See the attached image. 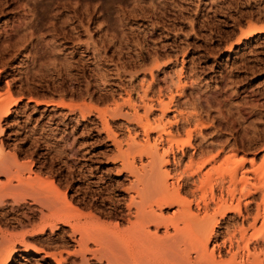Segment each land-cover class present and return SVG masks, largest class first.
<instances>
[{"label":"rangeland","instance_id":"374dc122","mask_svg":"<svg viewBox=\"0 0 264 264\" xmlns=\"http://www.w3.org/2000/svg\"><path fill=\"white\" fill-rule=\"evenodd\" d=\"M259 29L264 30V0H0V164L5 167L0 166V252L7 256L11 250L2 233L14 242L11 256L0 264H59L54 254L62 255V264H82L69 254L77 249L72 224L99 223L109 232L129 226L136 211L128 207L136 196V172L151 166L141 151L148 139L141 126L145 100L151 111L156 108L148 114L154 126L158 118L170 126L167 122L180 117L182 127V117L196 113L209 123L202 134H193L190 145L184 144L188 125L174 132L172 146L154 130L150 142L159 139L171 182L181 184V196L195 199L193 211L203 214L209 203L217 222L210 250L218 240L223 257L230 258V243L222 242L247 228L253 237L245 252L248 264H264L263 216L255 229L251 226L260 206L263 212L261 187L253 191L264 177V32L257 34ZM159 96L173 110L164 117ZM205 145L213 148L198 152ZM217 149L223 150L217 163L183 174L193 156L206 160ZM233 153L248 158L239 169L248 189L236 192L248 219L233 211L221 215L225 201L240 204L230 196L233 166L225 162ZM221 162L224 168H211ZM206 172L213 176L212 187L199 191ZM7 173L13 174L12 185ZM18 178L33 183L19 185ZM250 189L253 196L246 195ZM62 194L72 202L75 219L32 233ZM176 209L163 212L169 216ZM128 241L137 255L136 241ZM104 258L88 255L87 263L110 264Z\"/></svg>","mask_w":264,"mask_h":264},{"label":"bare ground","instance_id":"6f19581e","mask_svg":"<svg viewBox=\"0 0 264 264\" xmlns=\"http://www.w3.org/2000/svg\"><path fill=\"white\" fill-rule=\"evenodd\" d=\"M253 32L255 33V31H253ZM256 32H257V30H256ZM262 32H264V30L259 29L257 34L262 33ZM157 59L159 60V58H157ZM156 64H160V62H158ZM156 67H157V65H156ZM151 74L153 75V72H151ZM159 95H161V94H159ZM5 96L7 97V100H11L12 96L10 94L8 96L7 95H5ZM144 97H146V96H144ZM160 97L161 96H159L158 98H159V103L161 106L160 107L161 112L163 114V116H160V117H164V114L167 113V111H169L171 109V106H170V103H167V102H165V100H163L164 98L160 99ZM152 100L153 99H151L150 102H152L154 104L155 99L153 101ZM147 101L149 102V99ZM172 101H173V99L172 100L170 99V102H172ZM143 102H145L144 111H145L146 115H144L145 117H141L142 118L141 119L142 120L141 126H142V129L144 130L146 136L148 137V139H147V143L143 145L141 151L143 150V152L146 153V156L150 158L151 166L146 165V166H150V168L147 167L148 169L145 170L146 166L144 165L145 167L143 166V169H141L140 172L139 171L136 172L137 180L135 181V183L133 182V186H132L134 191H135L134 193L136 194V196L134 198H132V201L128 206L129 211L131 210L132 206H134L136 209L135 215L133 216L134 219L129 220V226L128 227L121 228V229L113 231V232H109L108 229H104L103 227H101V228H103L101 231L99 229V223H96L92 227H89V225L85 226L87 223L83 224V223H80V221L78 220L76 223L71 225L72 230H73L72 235L74 236L73 238L76 240L77 249L75 250V252L69 253V254L70 255L72 254L74 256V258L76 257L78 260L80 259L82 264L83 263L88 264L87 263L88 262V255H91L94 258L98 257V259L99 258L102 259V257L103 258L105 257L108 259V262L110 264H248L249 255L246 258L247 254L245 252H246V250L247 251L249 250V241H251L253 237L252 238L249 237V235L247 234L248 233L247 228H241V230L238 231L239 236H238V234H233L234 236H232L231 238L226 239L225 241L222 242L223 246H226L227 242L230 243V245H229L230 249L227 251V253L229 252L231 255L230 258L225 259L226 257L225 258L223 257L224 255L222 254V252H220L222 245H221V243L219 244L218 240H216V239H215L216 241H214V246H213L212 250H210V244H212L211 241L213 240V236H214L213 234L215 232L214 230H215L217 222L214 223V221L212 220L214 218V216L209 213V203L205 202V208H204L203 214L201 212L195 213L193 211V204H194L195 199L191 200V199L184 198L183 196H181V188H182L181 184H180V186L178 185V187H176L174 182H171V180H173L174 177L172 176V174L169 171H167L165 169V165L170 163V161H169V159H167L165 157L164 153L162 154L158 149L159 146L157 143H158L159 139H161V141L167 140L168 143L172 146V143L175 139V137H174L175 133L174 132L179 134V131L181 130V128H184L187 125H188L187 128L188 127L190 128L187 131V136H189V138L187 140H185L184 144L190 145L192 138H194L193 134H195V135L197 134V136H198V133L202 134L205 129L209 128V125H208L209 123L207 124L205 122V120H203V116H201L200 113L199 114L196 113L194 115L196 118L193 115H192L193 117H191V115H189L187 117H182L183 118L182 120L184 123V124L182 123L183 124L182 127L180 124V119H181L180 117L179 118L176 117L178 119V120H176V122H174V120L172 122H171V120H170V122H167V123H170L169 124L170 126L166 125L165 122H164L165 124H163L164 120H162L161 118H158V120L155 119L156 121H154V122H156L155 123L156 126H154V123H152L153 121L150 120V118L148 117L149 116L148 114L151 113L156 108L154 107V109L151 111L152 106L147 105L146 100ZM176 113H177V111H176ZM176 113H174V115ZM181 114L182 113H180L178 115L182 116L183 114L182 115ZM183 116H185V115H183ZM143 118L145 119L144 121H143ZM193 120L195 121V125H194V128H191L190 126L193 125V122H194ZM151 130L156 131L158 134V137H159V139L157 140V142L155 144L154 143L152 144L150 142L151 139L149 137V132ZM217 132H220V131L218 130ZM204 139H206V138H204ZM211 146H212V144H211ZM211 146L210 145L209 146L205 145V147L201 146L200 148H198L199 151L198 150H196V151L194 150V151H195V153L197 151L200 153H203L205 151V149L208 150V149L213 148ZM195 148H196V146H195ZM217 150H219V149H217ZM137 151H138V148H137ZM222 152H223V150H219V152H217V154L213 155L211 158H209V159L206 158V160H201L199 162H197L195 159L196 155L193 156L191 158L190 163L188 164L187 168L185 167L186 169L184 168V170L182 171L183 174L191 172L192 173L191 175H193V173L195 171L197 172V171L201 170L204 166H207L208 164L211 165L213 163H217L219 161V159H221V157H222V155H221ZM125 156H127V154L124 155V157ZM237 156H238L237 153H233L232 155L229 154V156H227L225 158V162H227L229 164V166H233L232 167V175L233 176L231 177L233 189H231V195H230V196H232L233 199H235L236 196L239 195V194L236 195L237 194L236 192H238V191H240L241 194L242 193L245 194V192H244V191H246L245 187L248 185V184L247 185L244 184V181L247 177L244 178V177H240V175H239V169L241 168V166L244 164V162L248 158H244V157L238 158ZM251 161H253V159H251ZM222 162L217 168H216V166L215 167L213 166L211 168H213L214 171L216 169H219L220 167L224 168L223 167L224 162L223 163ZM1 163L3 164V162H1ZM227 163L225 164V170L228 169ZM128 164H130L131 165L130 167L132 169H134L133 171H137V169L135 170V168H133L135 166H132L133 165L132 163H128ZM0 166L2 169H5V167L3 168V166L1 164H0ZM195 167H197L196 170H194ZM213 170H212V172H213ZM196 172H195V174H196ZM210 173L211 172H206L203 175L204 178H202L200 180L199 186L197 185L198 186L197 189H199V191L204 190L205 188H207L208 185H211V187H212L213 176ZM226 174H227V172H226ZM180 175H182V174H180ZM12 176H13V174L7 173V178H8L7 184L8 185H12V181H13ZM19 176H21V175H19ZM180 178H182V176H180ZM18 179H19L18 184L19 185L22 184L23 186H25L24 184H26V182L23 183L22 178H18ZM34 179H36V178H34ZM239 183H241L240 185H242V186H239ZM29 184L27 183L26 185H29ZM1 185H2V183H0V186ZM32 185H30V187H32ZM238 186L240 187L239 189H238ZM258 186L256 187V190H255V188L254 189L252 188V189H253V191L256 192L257 189H260V187H261L262 194H263V212H261V209H260L261 206L260 207L258 206L259 208H258V211L256 213L257 216H255L253 218L254 221L251 223V226L254 229H255V225H256L257 221L260 219V217L263 216V218H264V177H262V182H261L260 186L259 187ZM26 188H27V186H26ZM250 191H251V189L247 191L246 195H252L251 193L253 191H251V192ZM48 192L51 193L50 191H48ZM59 192H60V190H59ZM191 192H193V191H191ZM255 192H253V193L255 194ZM45 194H46V192H45ZM192 194H194V193H192ZM203 195H202V197L204 199L205 195L204 196ZM49 197H50V195H49ZM61 197H62L61 200H60V196L57 198V200H60V201H58V203L56 201L52 203L53 209L55 211L51 210L48 215L44 216L42 218V222H43L42 224L34 225L32 227L33 231L31 229L32 233H34V234L44 233L47 228H51V230H54L57 226V223H59L61 221L62 222L64 221V223H65V221H69L68 223H70L72 221V219H75V217L73 218V216H70V213L73 211L72 209L74 208V206L72 205V202H70L68 200L69 197L67 198L66 194H62ZM232 198H230V200H232ZM50 199H51V197H50ZM49 201L51 202V200H49ZM197 201H199V200H197ZM237 201L240 204L239 205L237 204L236 206H233V203L231 205H228V203H226V201H225L226 206H225L224 210L221 212V215H223V217H224L228 211L229 212L233 211L234 213H237L238 216L240 215V216L245 217L244 214H242V211L240 208L241 207L240 206L241 200L239 201L237 199ZM1 203H3V202H1ZM199 205H200V203L198 204V207H199ZM171 206H177V209L171 215L166 216L163 212V209L166 207H171ZM156 208H158L157 210H159V211H157ZM216 212L217 211H215V213ZM219 214H220V212H219ZM214 215H216V214H214ZM248 215H250V214H248ZM248 217L247 218L245 217V218L248 219ZM29 221L30 220H28V222ZM28 222L23 221L21 224L24 225ZM242 222H244V221H242ZM151 227H155V229H156L155 232L151 231ZM161 227L164 228V233L160 235L159 230L161 229ZM2 234H3L2 241L6 242V243L9 242L8 248L11 247V250H8L7 256L5 255L4 252H0V262L3 259H6L5 257H10L12 251L14 250V247H12V246H14L13 245L14 242H12L10 244V242L12 241V238H7L8 236H5L4 233H2ZM77 235H78V237H77ZM216 236L217 235H215V237ZM24 237L25 236L22 237V239H23L21 241L22 244H23V241L25 242ZM130 237L132 239L130 241H133V240L136 241L135 247L138 249V251L136 253L137 255H135V252H133V250H129L128 246L126 245V241H128L126 239H128V238L130 239ZM249 238H250V240H249ZM123 241H125V243ZM130 241H128V242H130ZM234 241H235V243H237L235 249H234V245H235ZM121 242H123L124 244H122ZM91 244H94L95 247L92 248ZM121 244L123 246L124 245L127 246V248L126 249L123 247L120 248V246H122ZM128 245H129V243H128ZM29 248H30V246H29ZM31 248H33V246ZM136 248H134V249H136ZM125 250H127V251H125ZM123 251H125V253ZM217 251H219L218 255L216 254ZM125 254L128 255V256H126V258L130 257V258H127L128 260L124 259ZM47 255H49V254H47ZM192 255L195 258L193 257V259H192ZM54 257H55L57 263L62 264V260H63L62 255H61V258H58L54 254ZM71 258L72 257H70V259ZM76 258H75V260H76Z\"/></svg>","mask_w":264,"mask_h":264}]
</instances>
